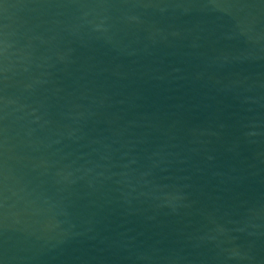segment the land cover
<instances>
[{
    "label": "water",
    "instance_id": "water-1",
    "mask_svg": "<svg viewBox=\"0 0 264 264\" xmlns=\"http://www.w3.org/2000/svg\"><path fill=\"white\" fill-rule=\"evenodd\" d=\"M0 264H264V0H0Z\"/></svg>",
    "mask_w": 264,
    "mask_h": 264
}]
</instances>
